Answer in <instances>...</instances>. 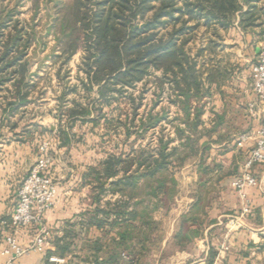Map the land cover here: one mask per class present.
Returning <instances> with one entry per match:
<instances>
[{
  "label": "trees",
  "instance_id": "16d2710c",
  "mask_svg": "<svg viewBox=\"0 0 264 264\" xmlns=\"http://www.w3.org/2000/svg\"><path fill=\"white\" fill-rule=\"evenodd\" d=\"M149 13L150 20L142 24ZM54 25L62 40H67V60L80 48L84 52L85 79L81 84L87 92L96 87L98 101L110 103L126 98L134 105L136 99L130 91L138 84L145 85L153 71L161 75L154 78L159 99L169 90L172 103L183 112L181 118L171 121H182L173 125L174 137L159 136L156 148L109 154L87 169L83 180L91 188L94 208L86 213V221L64 222L60 235L52 238L54 252L47 254L59 258L70 255L69 264H142L141 257L150 252L154 242L151 236L157 222L153 214L170 205L176 189L170 169L182 167L188 158L201 152L202 184L210 180L205 179L210 170L203 161L208 145L199 142L208 139L212 129L204 128V106L199 105L205 95L203 81L187 45L200 27L226 31L236 26L253 35L258 30L262 36L264 0H72L69 13ZM30 46L31 35L7 13L6 21L0 22V105L9 117L28 103ZM2 93L6 96L2 97ZM64 97L65 94L61 100ZM72 104L75 108L68 116L83 120L88 110L75 101ZM151 112L140 121L144 131L167 119L163 111L155 115ZM2 121H8V116ZM8 127L14 131L17 122H10ZM60 136L66 138L67 134L60 132ZM174 141L177 144L171 145ZM204 198L198 196L182 216L173 236L174 247L182 249L202 233ZM91 227L101 235L81 237Z\"/></svg>",
  "mask_w": 264,
  "mask_h": 264
},
{
  "label": "crops",
  "instance_id": "0c3cea01",
  "mask_svg": "<svg viewBox=\"0 0 264 264\" xmlns=\"http://www.w3.org/2000/svg\"><path fill=\"white\" fill-rule=\"evenodd\" d=\"M200 28L206 31L208 40L205 43L209 44L199 45V50L190 55L195 59L203 81L205 95L199 103L204 106L205 111L202 121L204 126L208 122V127L212 129L209 138L199 142H207L210 147V154H204L203 161L212 178L202 184V166H199L201 152L192 158L195 166L184 163L180 167L182 172H191L194 195L191 200H181L178 206L180 212L174 219L168 220L170 233L165 237L160 253H163L165 248H172L171 255L164 264H264V162L252 167V173L259 186L246 188L245 199L231 186L232 176L241 169L254 146L250 136L264 121V102L260 103L256 99L251 78L252 65L260 49L264 47V34L259 36L258 30L255 35L243 33L236 26L226 31ZM214 38L222 40L225 53L233 51L236 46L240 48L243 56L236 69L234 68L237 63L233 64L226 56H219L221 46L210 47ZM206 112L208 118H205ZM31 124H36L35 119L27 125ZM37 125L41 126L40 123ZM241 134H246L250 139L241 142ZM32 135L34 137V134ZM56 144L54 152L57 153L58 159L55 158V166L53 165L54 169L51 170L57 182V199L52 209L44 216V224L48 230L52 227L58 228L64 222L87 220L86 213L94 206L91 201V188L83 180V175L89 167L96 166L105 159L96 161V164L69 160L60 156L66 155L69 150L59 146L58 140ZM35 159V140L23 139L17 129L11 132L8 127H1L0 222L9 218L16 203L17 191ZM202 191L205 193L201 195ZM198 196L205 197L204 214L201 216L202 233L184 248H176L172 236L178 230L184 212ZM245 205L249 206L250 213L240 219H234L233 215H239ZM165 221L160 220L163 224ZM35 232V227L31 226L12 234L19 245L27 247ZM7 234L9 230L0 225V242ZM85 235L99 237L101 233L91 227L81 237ZM53 237L48 234L49 247L44 255L29 252L18 260V264H53L48 258L57 256H47L48 252H54ZM170 242L171 246L166 245ZM3 248L4 245L0 243V264L8 261V257L1 253ZM61 259L65 260V264L72 260L70 255Z\"/></svg>",
  "mask_w": 264,
  "mask_h": 264
},
{
  "label": "rangeland",
  "instance_id": "374dc122",
  "mask_svg": "<svg viewBox=\"0 0 264 264\" xmlns=\"http://www.w3.org/2000/svg\"><path fill=\"white\" fill-rule=\"evenodd\" d=\"M71 6L72 0H0V22L6 21L7 13H10L12 20H19V25L23 26L31 35V46L27 54L29 67L26 74V82H28L31 89L28 103L19 106L18 111L10 117L1 111L2 107L0 105V130L1 127L6 129L10 122H17L18 128L16 129L19 135L26 140H35L36 158L39 155V147L43 143H48L50 157L53 161L55 158L58 159L57 153L54 152L58 140L60 145L69 150L65 153L66 155H60L61 157H67L69 160H83L87 164H96V161H101L109 154H126L132 148L154 149L157 147L159 136L163 138L174 137L173 125L182 123V121H171L181 118L183 112L172 103L174 99L169 90L165 91V95L159 99L154 78L161 76L160 73L152 71V76L147 79L145 85L138 84L136 89L130 91L132 97L136 99L134 105H131L126 98L116 101L110 100V103L100 102L96 97V87H92L90 92L83 88L81 80L85 79L82 64L84 52L80 48L75 55L67 60L65 54L67 40H62L61 32L54 25L58 23L63 14L69 13ZM150 18L151 13L146 15L142 20V24L149 21ZM11 26L12 22L9 23L8 29H5V34L9 32ZM167 30L169 29L160 30L159 32L164 34ZM207 40L206 31L198 28L193 33L192 40L187 45V50L191 54L195 53L199 50V45L204 44L206 46L207 43L205 42ZM218 46H221L219 48L221 51H218L219 56H226L227 59L233 61V64L237 63L234 68L236 69L243 56L240 48L236 46L233 51L225 53L223 52L222 40L214 38V41L210 43V47L218 48ZM209 51L211 52V49ZM12 90L11 88L9 92H12ZM63 94H65V97L64 100H61ZM9 95L8 97H10ZM1 96L6 95L2 93ZM72 101L81 104L82 107L88 110V115L83 118L84 121L80 118L73 119L68 116L69 111L75 108ZM133 107H136L134 111ZM162 111L166 113L167 119L162 121L156 128L145 131L140 128V121H144L147 114L150 112L153 115L161 114ZM7 116L8 121L4 124L2 119ZM205 118H208V113ZM34 119L36 124L27 125L28 122ZM91 120L93 122H90ZM38 123L41 124L40 127L37 125ZM204 128L210 129L208 122ZM127 130H129V135H127ZM60 132H66L67 137L63 136L62 138ZM189 133L196 137V134L190 129ZM32 134H34V137ZM176 144L177 142L174 141L171 145ZM204 154H210L209 145ZM185 164L191 167L195 166L192 157L188 158ZM53 165L55 166V161ZM54 166L52 169H54ZM204 166L206 167V165ZM52 171L50 175L53 178ZM170 171L178 183L176 182V189L172 195L170 205L157 209L153 214V219L157 222V228H154L151 236L154 242L151 244L150 252L141 257L142 264L166 263L171 255L172 248H165L163 253H160V249L163 246L165 237L170 233L168 220L174 219L177 213L180 212L178 206L181 200H191L194 195L191 172H182L177 166H173ZM239 171L232 177H236ZM209 178H212V176H205V179ZM53 181L57 186L54 178ZM189 208L183 215L188 213ZM160 220L166 221L163 224ZM63 228L64 223L59 225L58 228L52 227L49 229L48 234L59 236ZM79 243L77 242L78 246L81 245ZM166 245L171 246L172 244L170 242ZM123 256L127 259V254H123Z\"/></svg>",
  "mask_w": 264,
  "mask_h": 264
},
{
  "label": "built area",
  "instance_id": "2783aa9c",
  "mask_svg": "<svg viewBox=\"0 0 264 264\" xmlns=\"http://www.w3.org/2000/svg\"><path fill=\"white\" fill-rule=\"evenodd\" d=\"M252 90L256 99L264 102V47L260 49L257 59L251 68ZM254 142L247 159L244 161L239 174L233 178L231 186L245 199L246 188L259 186L257 178L252 173V167L264 162V121L250 136ZM247 135H241V142L250 139ZM49 144L43 143L39 147V155L29 169L21 186L17 191L15 206L7 220H2L0 225L9 230L3 240L2 255L8 257L4 264H18V260L29 252L44 255L49 247L48 229L43 222L45 214L51 210L57 198V186L50 175L54 161L49 155ZM250 213V208L245 205L239 215L234 219L241 218ZM31 226L35 227V235L29 246L23 247L18 244L13 232L24 230ZM48 261L53 264H65V260L50 257Z\"/></svg>",
  "mask_w": 264,
  "mask_h": 264
},
{
  "label": "water",
  "instance_id": "95a60500",
  "mask_svg": "<svg viewBox=\"0 0 264 264\" xmlns=\"http://www.w3.org/2000/svg\"><path fill=\"white\" fill-rule=\"evenodd\" d=\"M143 27V26H142Z\"/></svg>",
  "mask_w": 264,
  "mask_h": 264
}]
</instances>
